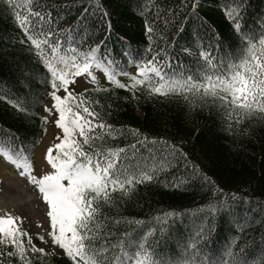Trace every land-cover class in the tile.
Segmentation results:
<instances>
[{"label": "snow or ice", "instance_id": "snow-or-ice-1", "mask_svg": "<svg viewBox=\"0 0 264 264\" xmlns=\"http://www.w3.org/2000/svg\"><path fill=\"white\" fill-rule=\"evenodd\" d=\"M3 2L24 34L20 42L29 45L27 51L47 72L51 102L42 105L48 115L42 116L41 121L46 124L51 116L56 131L53 133L54 142L46 148L43 157L49 168L38 175L33 174V164L22 144L16 142L18 138L12 133L0 137V155L33 185L46 206L48 220L45 235L36 234L37 239L47 246L46 251L45 247H38L28 231L20 226L22 217L0 215V257H15L18 264H32L34 259L40 260L41 264H51L52 255H66L73 264H250L249 258L236 247L238 237L230 240L219 258L199 246L205 240L212 218L221 213L231 216L237 228L243 230L245 221L234 214L224 195L202 206L207 209L206 222L197 225L196 233L185 242V256L175 260L157 255L148 241L150 236L164 238L168 218L180 216V213H161L156 218L158 227L133 218L107 216L104 210L115 207L121 197L134 191L136 185L160 182L165 187H178L184 182L181 178L173 176L174 182L161 181V173L181 161L189 167L192 165L186 152L162 137H144L141 141H151L156 146L157 155L150 154L149 157L130 153L134 144L123 147L110 144V140L126 132L138 136L139 130L108 124L95 107L100 101L84 96L87 88L76 94L70 87L78 76L87 77L96 84L93 69H99L110 83L131 91L133 99L137 98L136 92L149 96H182L190 110L198 104L211 103L221 109L229 121L234 118L235 124H228L230 132L243 120L264 119V31L259 34L245 31L244 0H225L222 5L224 16L240 40L238 48L232 50L229 45L227 52L214 57L211 49L206 50L201 42L199 56L202 64L195 73L175 69L165 72L161 65L170 64L171 58L167 55L161 60L150 48L152 59L137 60L133 51L128 49L123 55L128 58V63L135 62L136 71L135 74L123 73L129 78L127 83L116 79L118 62L115 57L105 55L98 58L97 50L103 46V41L85 45L81 37L77 42L78 25L86 23L83 13L75 24L60 27L52 21L51 12L40 0ZM85 2L91 7L94 0H80V3ZM95 2L107 18L108 12L99 6L98 0ZM197 6L198 0H191L192 15L202 26L206 25L207 22L195 12ZM261 24L264 25V20ZM207 27L220 40V33L211 25ZM145 28L151 41L155 29L147 21ZM182 28L180 25L177 32ZM110 29L108 23L105 35ZM176 39L177 36L173 35L172 40ZM61 90L63 94H60ZM0 99L7 100L18 112L30 114L22 98L4 93ZM31 102L37 104L40 99L34 96ZM236 130L239 132L238 127ZM196 171H199L198 166ZM204 179L212 185L214 196L222 192L210 178ZM124 221L143 226L136 231H120L117 225ZM157 232L160 237L156 236ZM251 264H264V252L259 261L253 260Z\"/></svg>", "mask_w": 264, "mask_h": 264}, {"label": "trees", "instance_id": "trees-1", "mask_svg": "<svg viewBox=\"0 0 264 264\" xmlns=\"http://www.w3.org/2000/svg\"><path fill=\"white\" fill-rule=\"evenodd\" d=\"M224 2L198 0L195 12L207 22L202 26L192 15L191 0H98L99 6L109 14L107 18L95 0L91 7L80 0H40L51 12L52 21L60 27L75 24L83 13L86 23L78 25L77 42L81 37L85 45L103 41L97 56L115 57L118 62L116 75L124 83L129 78L123 73L135 74L136 71L135 62L128 63V58L123 55L128 49L133 51L137 60L152 59L150 48L161 60L167 55L171 58L170 64L161 65L165 72L175 69L195 73L202 64L199 56L201 42L206 50L211 49L214 57L222 56L229 50V45L232 50L238 48L240 40L224 16ZM244 5L245 31L253 34L264 31L261 24L264 0H244ZM145 21L155 29L151 41ZM108 23L111 29L105 35ZM180 25L183 28L177 32ZM208 25L220 33V40L208 30ZM173 35L177 36L176 40H172ZM23 37V32L0 0V95L9 93L22 98L24 106L30 110V114L20 113L7 100L0 99V137L14 134L31 161L33 151L47 133L43 130L47 129V123L42 124L41 117L46 114L42 105L47 103L50 88L46 70L27 51L29 45L20 42ZM184 48L189 51L184 52ZM84 89L75 93L80 94ZM87 89L84 96L100 101L95 107L108 124L139 130L138 136L126 132L110 140V144L122 147L134 144L130 153L149 157L150 154L157 155L156 146L151 141H141L144 137H162L186 152L192 165L189 167L181 161L161 173V181L174 182L173 176L181 178L184 182L178 187H165L160 182L138 184L130 195L121 197L115 207L104 210L107 216L133 218L158 227L156 218L161 213H180V216L168 218L164 238L150 236L148 241L157 255L175 260L185 256V242L196 233L197 225L206 222L207 209L202 206L224 195L234 214L245 221L243 230L237 228L231 216L221 213L212 218L205 240L199 246L219 258L230 240L238 237L236 247L249 258L250 264L253 260H260L264 252V119L243 120L230 132L228 124H235L234 118L229 121L227 115L211 103L198 104L190 110L182 96H149L136 92L137 98L133 99L131 91L114 84ZM34 96L39 97L40 103L31 102ZM204 177L215 182L222 192L214 196L212 185ZM142 226L124 221L117 228L136 231ZM156 236L160 237V233L157 232ZM50 260L51 264H73L67 256L52 255ZM0 264H18V261L15 257H1ZM32 264H41V261L34 259Z\"/></svg>", "mask_w": 264, "mask_h": 264}, {"label": "rangeland", "instance_id": "rangeland-1", "mask_svg": "<svg viewBox=\"0 0 264 264\" xmlns=\"http://www.w3.org/2000/svg\"><path fill=\"white\" fill-rule=\"evenodd\" d=\"M93 72L97 77L96 84H93L87 77L78 76L75 78V82L70 84L71 89L77 92L83 88H101L107 84H112L105 78L101 70L93 69ZM116 79L124 82L123 79H119L118 75H116ZM60 94H63L62 90ZM50 102L51 98L49 96L47 104H50ZM45 115L48 114L46 113ZM51 119V116H49L45 138L32 153L33 174L36 175L41 174L49 168L43 157L46 148L54 142L53 133L56 129L51 123ZM5 214L22 217L20 226L28 231L32 236L33 242L38 247H45L46 251H48L47 246L38 240L36 235L37 233L45 235L44 230L48 227L45 204L34 190L33 185L27 181V178L20 176L15 166L0 157V215ZM46 239L48 238L46 237ZM58 251L62 250L58 249Z\"/></svg>", "mask_w": 264, "mask_h": 264}]
</instances>
